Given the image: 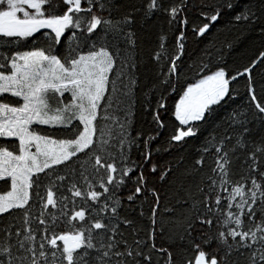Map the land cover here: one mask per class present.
Segmentation results:
<instances>
[{"label": "snow or ice", "instance_id": "1", "mask_svg": "<svg viewBox=\"0 0 264 264\" xmlns=\"http://www.w3.org/2000/svg\"><path fill=\"white\" fill-rule=\"evenodd\" d=\"M238 3L239 0H223L220 4L198 5L209 11L199 13L208 23L198 31L194 25L197 38L209 31L224 9L232 11ZM186 7L185 0L179 3L170 0L167 6L164 0H146L143 5L145 16L150 17L156 11L166 12L170 27L176 22L187 24L186 17L179 19ZM61 9L64 10L61 12ZM110 9V0H0V40L5 41L0 44V97L10 94L23 101L19 106L0 102V138L15 137L19 141V154H14L7 145L0 146V181L11 179V190L0 195V214L28 205L29 189H34L36 198L43 201L45 211L41 217L49 215L46 211L49 206L59 212V215L51 214L50 223L45 218L40 219L45 232H51V238L41 237L38 247L32 243L35 241L32 229L26 230L28 234L23 239H19L18 230L15 244L11 242L10 231L0 237V264H139L140 258L145 264H151L152 256L140 248L141 241H135L136 246L132 247L122 239L118 224L131 225L132 222L119 216L122 207L119 192L128 180L135 184V191L127 196L128 201L133 202L143 192L150 191L156 198L152 208L155 217L159 195L154 188L148 189V177L160 171L159 179L163 181L172 170L168 167L161 171L159 164L152 161V145L159 139V130L166 127L160 115V110L166 109L165 96L161 94L153 112L156 134L130 135L135 105L132 96L138 86L139 67L134 58V54L138 55L137 37L131 30L134 17L129 12L113 20L103 14ZM262 18L264 0H259L258 5L248 3L240 8L232 22L257 24ZM41 30H45L42 36L47 47L6 51L10 44H19ZM101 31L102 36L98 35ZM261 31L264 32V27ZM158 40V51L153 58L160 69L149 91L162 88L164 92H174L180 86L179 61L184 54L185 33L181 31L176 37L175 55L166 46L167 35H159ZM62 42L67 47L66 54H54V49ZM168 61L171 63L164 71ZM261 61H264V51L250 66L231 76L226 67L213 65L210 60L189 66L194 75L202 78L189 83L176 103L175 119L183 127L174 129L166 141L169 148L165 151L197 135L198 125L192 122L206 120L218 106L234 98L230 83L245 74H249V102L254 103L255 111L250 117L238 110L226 114L218 126L223 131L213 130L217 135L206 138L202 155L195 162L203 166L205 157L214 149L215 166L197 188L203 198H193L191 215L185 221L184 233L191 246L187 264H242L241 258L243 264H264V171H260L264 167V102L255 95L250 76L251 69ZM214 66L217 70L211 71ZM117 69L123 91L119 97H112L106 93L109 84L112 92H119L117 80L110 78ZM207 72L211 74H205ZM65 94H70V101H65ZM98 109L105 112L99 118L111 120V126L98 128L94 124L98 120ZM113 111L122 115H109ZM76 120L83 125V130L74 123ZM32 125L62 127L65 131L60 135L74 138L54 139L56 133L52 132L41 135L42 129L30 130ZM33 147L35 150L29 151ZM133 149L137 153L135 160L132 159ZM81 154L87 159L81 161ZM93 158L94 164L89 168ZM241 158L240 169L233 171L234 163ZM56 166H64V175H59L60 168ZM89 171L91 177L85 175ZM39 174L48 181L46 201L40 195ZM77 175L83 176L86 190L78 186ZM237 175L238 180L233 178ZM69 180L66 191L73 198L71 207L77 206V197L85 203L68 218L67 226L71 231L57 234L59 223L68 215L69 198L63 196L58 202L54 189L64 191V182ZM89 200L92 204H87ZM76 220L86 223L77 226L73 223ZM152 223L149 238L154 241L157 221L153 219ZM95 230H103V234ZM4 231L0 228V232ZM58 241L63 242L62 247ZM213 243L215 248H212ZM120 244L124 245L123 251L118 249ZM152 250L162 256L166 253V264H174L173 254L168 249H157L153 242Z\"/></svg>", "mask_w": 264, "mask_h": 264}, {"label": "trees", "instance_id": "2", "mask_svg": "<svg viewBox=\"0 0 264 264\" xmlns=\"http://www.w3.org/2000/svg\"><path fill=\"white\" fill-rule=\"evenodd\" d=\"M170 0H164L165 5L169 4ZM187 7L185 12L179 17V19L187 18V24L174 23L169 26V15L164 11H156L150 17L145 16L143 5L146 0H110L111 9L110 12L103 13L105 16H111L113 20L120 19L129 12L133 13L134 23L131 25V30L137 37V54H134V58L139 65L137 69L138 86L134 89V95L132 99L135 100L134 105V117L132 120V127L129 130L130 135L135 136L137 132H141L147 137L149 134L155 135V124L153 123V112L156 110L157 103L160 100V96L163 93L165 96L166 109L160 110V115L164 121L166 127L160 129L159 139L152 145V161L160 166L161 171L164 168L170 167L172 170L169 172L167 178L163 181L159 179L161 172L158 171L154 175L148 177V189H155L159 195V207L158 211L153 217L152 208L156 204V198L150 191H145L136 200L130 202L127 200V196L135 191V184L132 180L126 182V186L122 187L119 192V196L122 200V207L119 209V216L131 221V225H125L119 223L118 227L121 233H123L122 239L126 240L128 245L135 247V241H141L140 248L145 254L150 253L152 256L151 264H166L167 254L163 256L158 251L152 250V243L154 242L157 249L166 248L173 254L174 264H187V257L191 255V246L188 237L184 233L186 227V218L191 215V209L193 204V198L196 200H202V195L197 191L200 186V181L203 177L211 174V168L214 164V149L207 154L204 159L203 166L196 165V160L200 159L202 155V148L206 146V138L210 135H217L214 129H218L221 120L226 118V114L232 113L234 110L246 113L249 117L252 112L255 111L254 103H250L249 92V74H245L239 77L236 81L230 83V88L233 89V97L227 99L223 104L218 106L215 112L207 117L202 122H192L198 125L199 131L197 135L185 138V141L177 143L171 150L165 151L169 148L166 141L174 133V129L177 127H183L179 124V121L175 119V105L186 89L189 83H195L200 76H196L190 71L189 66L193 63L201 64L211 61L213 65L224 66L228 70V74L235 75L237 71H243L245 67L252 64L261 51H264V32L261 28L264 27V18L259 23L252 24L249 22L233 23V17L236 12L240 10L245 4L253 3L258 5L259 0H239L238 6L232 11L224 9L220 19L213 24L209 31L203 36L197 38L193 30L194 25L196 31L199 27H202L208 20L199 15L201 11H209L208 8H199L201 3H207L211 5L220 4L223 0H185ZM179 3V0H176ZM85 7L87 5H84ZM64 9H61L62 12ZM22 15V14H21ZM37 33L34 37L21 40L19 44L12 43L8 46L6 51L9 53L16 51H31L34 48H44L47 44L42 36V32ZM50 31V30H47ZM78 31V30H77ZM127 31V29H125ZM184 31V54L179 61V87L176 91L169 90L164 92V89L149 91L153 84L156 83V73L159 71L160 66L153 58L158 51L159 40L158 37L161 34H165L168 37L167 48L172 55L176 54V37L180 32ZM98 35H103V32H99ZM66 40L67 37L65 36ZM5 41L0 40V44ZM231 44V47H228ZM123 47V45H121ZM67 47L62 42L57 48L54 49V54H66ZM117 63H119L117 61ZM168 61L165 65L164 71H167V66L170 65ZM217 70L216 67H212L211 71ZM207 72L205 74H209ZM251 87L254 89L255 95L258 100L264 102V61H261L251 69ZM111 79L117 80V87L119 92H112V85L108 86V93L112 97H119L120 92L123 91L119 85L118 69L116 72L110 74ZM175 80L176 77H173ZM106 101H102L105 104ZM147 104V106H146ZM116 105L113 104V109ZM105 112L103 109H98V120L94 121V124L99 128L101 126H111V120L100 119ZM109 115L120 116L122 113L113 111ZM75 124L82 125L79 120L74 121ZM42 132L47 134L49 132L56 133L55 138H74L66 135H60L65 129L62 127H49L39 126ZM218 131H223L219 128ZM99 136V133H97ZM87 157L83 154L80 155V160L84 161ZM132 159H137L136 150H132ZM243 162L242 158L237 160L233 165V171H238L240 165ZM94 164V158L90 161L88 167ZM60 168L59 175H64V166H56ZM47 171V170H46ZM77 171H80L79 165H77ZM260 171H264V167L260 168ZM41 176V187L39 189L41 197L45 198L48 187V181L44 179L43 174ZM85 175L91 177V172H86ZM136 173H132L135 177ZM106 178V177H105ZM239 179V176L233 177ZM78 186L82 190L87 189V184L83 182V176L77 175L75 177ZM99 177H97V180ZM71 183V180L64 182V191L55 190V198L60 200L61 197L67 196L69 198L68 215L64 217L63 222L59 223V227L56 229L57 234H63L65 231H71L67 226L68 218L72 215L73 211H79L80 206L84 205L85 201L81 198H75L76 207H71L72 196L71 193L66 191L67 187ZM207 187V185H204ZM7 188V183L4 185ZM97 190H101L97 188ZM29 204L24 208H16L10 210L8 213L0 214V228L4 229V232H0V237H5L7 232L10 231L11 242L15 244L17 237L16 232L19 230L21 236L19 239H23L27 235V229L33 230L35 236L36 246H39L41 237L47 236L51 238V232H45L44 225L39 223L41 218H45L49 223L51 221V214L59 215L56 208H49L46 210L49 215L47 217H41V213L45 211L42 208L43 201L38 200L34 194V189H29ZM214 199V197H213ZM87 204H92L89 200ZM27 213V216L25 215ZM88 213L86 212V216ZM153 219L157 221L155 225V237L149 238V234L153 231ZM259 219V214L257 215ZM245 224H248L247 218H244ZM106 222V221H105ZM74 224L80 226L85 222L76 220ZM115 223V221H113ZM98 234H103V230H95ZM215 231V228L213 229ZM183 237V239H182ZM100 236L97 237V240ZM117 239H121L117 237ZM97 241H94V243ZM198 242V241H197ZM58 244L62 247V243L58 241ZM216 244H212V248H215ZM120 251L124 250V245L118 246ZM13 254H16V249H13ZM94 254V253H93ZM247 254V253H246ZM235 259V256L233 257ZM243 264V258H241ZM139 264H145L143 258H140Z\"/></svg>", "mask_w": 264, "mask_h": 264}, {"label": "rangeland", "instance_id": "3", "mask_svg": "<svg viewBox=\"0 0 264 264\" xmlns=\"http://www.w3.org/2000/svg\"><path fill=\"white\" fill-rule=\"evenodd\" d=\"M209 74H211V73H209ZM64 99H65V101H70V99H71L70 94H65ZM0 102L10 103L11 106H19V104L23 103L22 99L13 97L10 94H4L3 97H0ZM39 126H47V125H32V126H30V130H32L33 128H38ZM81 130H83V125H82ZM40 134L43 135L45 133H43L41 131ZM53 138L54 139H64V138H55V137H53ZM5 145H7L9 147V150L14 151V154H19L18 138H15V137L0 138V146H5ZM34 150H35L34 147L32 149H29V151H34ZM6 183H7V188L4 187V185ZM10 190H11V179L10 178H7L6 181H0V195H3L4 193H6L7 191H10Z\"/></svg>", "mask_w": 264, "mask_h": 264}, {"label": "water", "instance_id": "4", "mask_svg": "<svg viewBox=\"0 0 264 264\" xmlns=\"http://www.w3.org/2000/svg\"><path fill=\"white\" fill-rule=\"evenodd\" d=\"M62 244H63V242L62 241H60Z\"/></svg>", "mask_w": 264, "mask_h": 264}]
</instances>
